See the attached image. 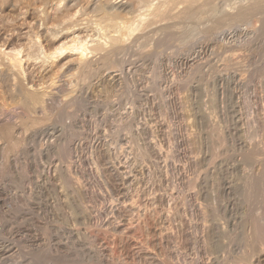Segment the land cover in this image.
I'll return each instance as SVG.
<instances>
[{"label": "rangeland", "instance_id": "rangeland-1", "mask_svg": "<svg viewBox=\"0 0 264 264\" xmlns=\"http://www.w3.org/2000/svg\"><path fill=\"white\" fill-rule=\"evenodd\" d=\"M242 1L139 29L91 74L26 64L38 112L0 84V264H264V7ZM21 7L1 49L25 46Z\"/></svg>", "mask_w": 264, "mask_h": 264}, {"label": "bare ground", "instance_id": "bare-ground-1", "mask_svg": "<svg viewBox=\"0 0 264 264\" xmlns=\"http://www.w3.org/2000/svg\"><path fill=\"white\" fill-rule=\"evenodd\" d=\"M137 1L138 2H141V5L140 6H143L146 3L143 7H140L141 9H144V7H145L144 12H142V10L139 9V10H141L142 13L140 14V13H138V12L135 11V15H136V13H138V14H140V16H138V15L137 16H134V14L132 16V13L129 11V14H131V17H128L130 15L125 14L124 17L125 16H127V17H125V19H123L122 16H121L122 18L120 17V12H118V11H119V9H122L123 10L124 8H127L128 6L122 0H115V1L114 0H23V1H20V0H0V10H2L5 7H12V8H15L16 9L17 7H19L22 4L23 7L20 8L21 9V11H20L21 13L19 12V14H20V17L23 20V22L21 21V24L20 25L24 26V29L23 30L25 31L24 33H21V35L25 37V46H24L23 50L22 49L21 50H11V49L9 50V49H3V48L1 49L0 48V84H6L4 86L7 87L8 93L11 96H13L15 98L16 97H21L22 104H23L24 107H26L27 109H30L31 111L32 110L33 111L35 110L36 112H38L37 111L38 109H42L45 106L44 105L45 104V101L44 100H46V93H45L46 91L44 90L45 87H44V89L43 88H40V89L39 88L38 89H36V88L35 89L34 88H28V87H26L27 85L25 86L24 84H22V82L19 83L21 80L19 82H16L17 80L16 81L14 80L15 82L12 81L13 79H16V77H14V76H17V78H18V76L23 75V72H25V70L23 69V66L25 67L26 64L29 65V66L32 65L34 68H35L34 65L40 64V66L42 68H44L50 62L52 63V65H53V62H55V63H58L60 65L59 66L58 73L61 72V74H65V75L66 74L67 75H78V74L81 75V73L84 74V72H87L88 70L91 71V68L93 70V66H97L96 65V62L97 63L101 62L102 64L103 63L104 64L105 63L106 64L107 63L110 64L111 60L113 61L114 56H117L116 54H118V53L120 54L121 52H123L125 50V48H126L125 47L126 42H128L130 40L129 38L132 37L136 32H138L139 29H141V30L143 29L144 30V28H145V30H148V28H150L151 25L154 27V24L155 23H156L155 26H157V24L159 23V21L161 22L160 19H163V18H165L164 20H166V18L169 19V20L170 19L171 20L174 19V20H176V22L177 21H180V20H182L184 22L187 21V20H190V21L197 20L198 21V20L201 19L202 15L204 16V14H206V15L207 14H209V15L212 14L213 15L214 13L216 14V12L218 10V7L216 5V2L219 1V0H162V1L157 0L159 2V3H157V1H156L157 4L154 3L155 0H137ZM177 1H179V2H177ZM247 1L249 2V0H247ZM130 2H131V0H130ZM242 2H244V1H242ZM142 3H144V4L142 5ZM135 4L138 5V3H135ZM179 5L181 6V8L179 7ZM263 7H264V0H250V4H248V6L246 5V7H244L243 9L241 7L242 10L240 11L239 17H242L243 18V17L247 16L248 13H252L251 11H253V12L256 11L257 12L258 10L263 9ZM136 10H138V8H136ZM261 11H263V10H261ZM121 13H122V11H121ZM32 15H33L34 18L31 19V20H29V18ZM142 16H145L147 19L145 17L143 18ZM214 17H215V15H214ZM236 18H238V16ZM171 20H170V22H171ZM157 21H158V23H157ZM197 21H196V23H197ZM164 22L165 21H162L161 24L164 23ZM167 22H168V20H167ZM170 22H168V23H170ZM172 22H174V21H172ZM166 23H165V25L167 26ZM174 24H176V23H174ZM180 24H182V22ZM189 24H190V22H189ZM159 25H160V23H159ZM146 26H148V28H146ZM15 28H17V27H15ZM171 28H173V27H171ZM175 28H177V27H175ZM168 34L171 35V37H172V34H170V33H168ZM146 38H148V37H146ZM177 38H178V36H177ZM131 39H133V37ZM184 40H186V39H184ZM151 44H153V43H151ZM47 47H48V49H47ZM130 48H131V46H130ZM157 54H158V52H157ZM94 60L95 61L97 60V61L95 62ZM99 64H98V66H100ZM104 64H103V66H104ZM109 64H107V65H109ZM49 66H50V64H49ZM107 67H109V66H107ZM101 68L103 69V67H100L99 69H101ZM104 68H105V66H104ZM39 69H40V67H39ZM42 70L43 69H41L40 71L42 72ZM44 70H45V68H44ZM45 71L47 72V70H45ZM45 71H43V73ZM90 71H88V73H90ZM91 73H94V72H91ZM90 77H91V75H90ZM69 78H71V77L68 76L67 79H69ZM54 83L55 82H53V84H52L53 86H54ZM53 86L51 87L52 89H53ZM0 87H1V85H0ZM247 157L251 158L252 156L250 154ZM254 157H255V155H254ZM254 157H252V159ZM123 173H125V172H123ZM198 180H199V178H198ZM209 187H212V186H209ZM228 223H229V221H228ZM255 226H257V225H255ZM258 226H260V225H258ZM223 227H226V226H223ZM260 228L262 229L261 226H260ZM256 230H257V232L256 231L255 232H256V234L257 233L258 234H257V236L255 238H257V239H254L252 237L253 238V241L254 240L255 241L256 240L259 241V240H261V237L263 236V234H262L263 231L260 233V231L258 232V228ZM221 231H222V229H221ZM261 234H262V236H261ZM253 235H254V233H253ZM262 238H264V236ZM263 245H261V246H263ZM257 246H259V245H257ZM224 248H226V247H224ZM230 248H231V246H230ZM254 250H256V249H254ZM243 252H244V250H243ZM241 253H242V251H241Z\"/></svg>", "mask_w": 264, "mask_h": 264}]
</instances>
